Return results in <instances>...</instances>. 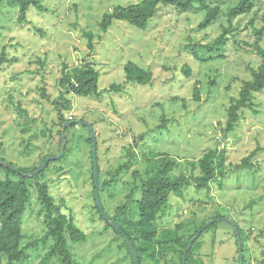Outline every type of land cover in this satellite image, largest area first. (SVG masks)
<instances>
[{"label":"rangeland","instance_id":"1","mask_svg":"<svg viewBox=\"0 0 264 264\" xmlns=\"http://www.w3.org/2000/svg\"><path fill=\"white\" fill-rule=\"evenodd\" d=\"M138 1L37 0L27 8L26 21L19 22L18 4L0 0V155L5 163L31 167L40 166L44 155L54 154L60 127L50 101L60 95L58 80L63 64L93 62L100 74V97L66 94L72 108L62 112L68 120L83 119L92 124L103 213L113 216L125 204L121 219L131 221L138 217L137 209L126 196L135 183L139 185L147 170H153L157 156L179 160L172 174H189L190 162L209 148L224 149L226 165L239 163L257 147L264 148V90L255 94L253 109L241 111L235 128L226 129L229 97L237 95L241 82L250 77L248 66L258 65V58L240 44L257 41L264 46V32L258 36L254 31L263 24L264 0H255L249 13L233 20L237 28L229 34L236 35L230 36L221 52L210 53L207 47H198V59L188 45L208 44L217 37L222 26L228 25L227 8L238 0H207L220 7V15L201 30L197 25L204 12H179L162 6L146 29L113 20L105 33L100 31L104 14L117 5ZM86 31L94 35L93 50L87 47ZM208 56L213 58L205 60ZM127 61L149 66L152 82L125 83L123 65ZM182 66L190 68L188 76ZM112 83L123 84L124 88L109 91ZM194 84L200 90L199 100L192 96ZM40 87L45 89V96ZM17 105L29 115L30 121L23 126L20 122L25 121V116H19ZM88 136V128L79 123L68 130L64 155L50 160L39 179L48 181L56 203L86 234L84 241L69 243L79 264H132L122 237L108 227L96 207ZM129 149L133 153L130 166L115 175L116 168L129 160ZM252 161L258 165L227 173L219 185L212 181L209 190L196 189L191 180L182 195H171L160 227L193 218L199 222L222 218L216 216L221 214L244 232L245 264H264V151ZM4 175L0 170V178ZM30 186L22 226L27 257L19 264H59L56 257L43 260L52 240H40L45 227L39 215L35 182L31 181ZM139 196L135 190L133 198ZM201 239L204 264H237L231 224L218 220L216 227L208 228ZM6 263L3 257L0 264Z\"/></svg>","mask_w":264,"mask_h":264},{"label":"trees","instance_id":"2","mask_svg":"<svg viewBox=\"0 0 264 264\" xmlns=\"http://www.w3.org/2000/svg\"><path fill=\"white\" fill-rule=\"evenodd\" d=\"M10 1L17 3L19 6L17 16L19 22L26 21L27 8L30 5L37 4V0ZM254 3L255 0H238L233 6L228 7V25L222 26V31L217 37L208 44H198L197 46L192 44L188 45L193 57H195V59L199 58L198 54L195 52V49L198 47H207L210 53L221 52L225 45H227L229 38H231L230 36L234 37L236 35V32L229 34L232 30L236 31L237 28V25L235 27L232 25L233 20L249 13ZM162 6L172 7L179 12H204L202 20L197 25V28L200 30L214 23L220 15V7L218 5H210L207 0H140L136 3L127 5H117L110 12L104 14L99 22L100 31L105 33L112 25L113 20L125 21L136 28L146 29L151 19L158 13ZM262 21L263 24L260 28H254L255 34L258 36L264 32V15ZM85 36L88 39L87 47L93 50V33L91 31H86ZM240 46L242 49L254 54L258 58V65L256 67L248 66L250 77L241 82L237 95L229 97V105L226 108L227 131H231L235 128L242 110L253 109L255 94L264 90V46L259 45L257 41L254 43L244 41L241 42ZM212 58L213 57L208 56L205 60H210ZM123 71L125 83L150 84L153 79V71L149 66L145 67L133 61H127L123 65ZM182 72L188 76L190 74V68L188 66H182ZM99 75V72L95 69L91 61H84L83 63L70 66L68 64H63L61 75L58 80L61 88L60 95L57 99L50 101L56 109L59 121L58 146L57 151L49 155L55 156L59 152L63 123L72 121V123L65 128L66 133L78 123L75 119L68 120L63 115V110L68 111L72 108L71 100L66 98L65 95L72 93L81 97L99 98ZM123 88V84L112 83L108 90L120 91ZM39 90L41 94L45 96V89L40 87ZM199 92L200 90L197 85L194 84L192 94L194 100H199ZM16 109L20 117L25 116V121L20 122L21 126L30 121L28 120L29 115L25 108H20V106L17 105ZM80 120L83 121V119ZM23 130L25 131V129ZM86 141L90 145V172L92 188L94 189L91 137L88 136ZM260 151H264V148L257 147L247 156L243 157L239 163L235 165H226L224 149L209 148L196 161L190 162L191 173L189 174L184 171L172 174L173 170L179 166V160L167 158L166 155L157 156L154 161L153 170H149L150 172L147 170L146 176L141 178L139 185L135 183L130 193L126 196L127 201L135 202L138 217L132 221L124 218L121 219L123 215L122 210L125 206V204H123L117 208L113 216H107L119 226L120 231L106 220L108 227H111L122 237L131 263L135 264L129 243L135 251L138 264H182L185 246L211 217L202 219L200 222L196 221L194 218L185 221L180 220L172 227H160L159 221L163 214H165L171 195H182L184 187L189 185L191 180L196 189L209 190L212 181H216L219 185L223 177L229 172L237 169H252L258 165L252 161V158ZM127 156L129 160L116 168L115 175L119 174L124 168L130 166V158L133 156L131 149L127 151ZM45 157H47V155H44L40 162H42ZM148 159L149 157H145L146 161ZM0 161L5 162V159L1 155ZM7 164L9 166L0 163V170L4 171L5 174L4 177L0 178V263L3 257L7 261L6 264H19L27 257L25 253L26 246L22 245L24 237L22 226L23 217L31 197L30 182L34 181L37 199L41 206L39 215L43 217L42 221L45 227L44 234L40 240L44 243L48 239L52 240L43 260L48 262L51 258L56 257L59 259V264H79L73 257L69 243L84 241L86 234L74 223L73 217L64 213L61 206L56 203L55 198L49 191L48 181L39 179V176L45 174L44 172L49 162L34 176H26L24 174L37 170L39 164L32 165L31 167H17L10 162ZM97 170L99 192L101 187L99 182L100 170L98 163ZM195 170L198 172L196 175L193 174ZM135 190L140 193L139 198H133ZM101 216L103 215L101 214ZM216 216L223 217L221 214H217ZM216 222L217 221L204 228L193 240L187 252L185 264H204L201 255L203 246L201 237L208 228L216 227ZM234 223L238 227L241 236L243 253L245 235L237 223ZM232 231L237 246V264H240L239 250L233 228ZM242 257L243 264H245L246 258L244 255Z\"/></svg>","mask_w":264,"mask_h":264},{"label":"water","instance_id":"3","mask_svg":"<svg viewBox=\"0 0 264 264\" xmlns=\"http://www.w3.org/2000/svg\"><path fill=\"white\" fill-rule=\"evenodd\" d=\"M79 124H83L85 125L88 130H89V134H90V137H91V160H92V166H93V181H94V198H95V203L98 207V209L100 210L101 214L103 215V217L113 226L115 227L117 230L120 231V228L118 225H116L113 221H111L102 211V208L100 206V201H99V198H98V170H97V156H96V140H95V132L92 128V126L85 122V121H82V120H78L77 121ZM72 123V121H67V122H64L63 123V126L61 128V139H60V149H59V152L58 154H56L55 156H47L44 158V160L42 161L41 165L38 167L37 170L33 171V172H30V173H25L24 175L26 176H34L36 174H38L46 165L47 163L52 160V159H59L63 153H64V149H65V143H66V132H65V128L70 125ZM1 164L5 165V166H9L7 163L3 162V161H0ZM218 220H224L226 222H228L229 224H231L234 232H235V235H236V240H237V245H238V250H239V258H240V264H243V253H242V240H241V236H240V233H239V230H238V227L236 226V224L234 223L233 220L229 219V218H225V217H222V218H216V219H209L207 220L204 225L202 226V228H200L194 235V237L192 239L189 240V242L187 243V245L185 246L184 248V251H183V256H182V264H185V261H186V255H187V252L188 250L190 249L192 243H193V240L199 235V233L204 229L206 228L208 225H210L211 223L215 222V221H218ZM129 246L131 248V254H132V257H133V260H134V263L135 264H138L137 263V258H136V255H135V251L132 249V246L130 245L129 243Z\"/></svg>","mask_w":264,"mask_h":264}]
</instances>
